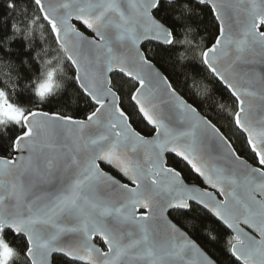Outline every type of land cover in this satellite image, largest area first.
Returning <instances> with one entry per match:
<instances>
[{
    "label": "snow or ice",
    "instance_id": "snow-or-ice-1",
    "mask_svg": "<svg viewBox=\"0 0 264 264\" xmlns=\"http://www.w3.org/2000/svg\"><path fill=\"white\" fill-rule=\"evenodd\" d=\"M33 3L24 30L13 23L0 41V264L21 253L25 264H219L208 236L225 264H264V0H195L215 33L195 45L185 0ZM45 32L51 51L17 90L8 40L32 47ZM190 58L208 76L159 66ZM209 80L232 98L236 139L210 115ZM52 97L60 110L39 107Z\"/></svg>",
    "mask_w": 264,
    "mask_h": 264
},
{
    "label": "trees",
    "instance_id": "trees-1",
    "mask_svg": "<svg viewBox=\"0 0 264 264\" xmlns=\"http://www.w3.org/2000/svg\"><path fill=\"white\" fill-rule=\"evenodd\" d=\"M8 0H0V41L6 39L13 35V31L11 29V25L13 23L17 24V26L23 31L25 28V17L32 16L35 10V6L33 0H15L16 11L7 8ZM188 4H191L194 11L191 16V26L194 30V34L196 35V39L194 41V45L198 43L203 37L204 43L207 44L208 38L210 34H215L214 30L209 27L208 31H205V26L209 24L210 17L207 12L202 10L203 6H197L193 0H185ZM169 7L174 8L175 3L169 5ZM41 23H45L41 21ZM183 38V37H181ZM48 40V32L44 33V40H41L40 34L36 33L35 39L32 42V47L28 46V41H26L22 36L15 37L13 39L8 40L7 47L11 49L10 52L4 54V63L11 62L16 68L14 71H11V75L14 80H16V88L17 90L23 88L26 84L29 83L30 79H34L33 72L38 74L40 68V61L36 60L35 57L37 52L41 50L47 49L51 51V48L45 43ZM183 51V49H181ZM3 54V53H0ZM54 54V53H53ZM50 57L42 56V59H48ZM24 61H29V63H24ZM181 64L188 65V67H180ZM159 66L162 70H165L168 74L173 75L181 80H183V73L185 71L192 73L196 72L202 74L204 76H208L206 69L202 64H200L198 59H188L187 61H177L176 66H173L171 61L161 62ZM65 72L68 75L72 74V70L70 68H65ZM10 73V69L7 67H0V88L5 87V82L7 80V76ZM209 94L206 99H210L212 94L218 98L217 103L223 104L224 109L221 110L218 107V104L213 107L210 115L214 119V121L218 124V126L222 127L224 131H226L230 136H233L236 139V136L233 135L235 130L233 126L230 124L231 117L228 115V112L232 109V103L230 95L227 93H217L215 92V85L209 80ZM61 89L64 87L67 88V97L68 102L70 104V113L76 112L79 109L83 108V103L80 98L76 95V86L72 81L66 80L65 77L60 78ZM121 84L122 95L128 93L131 90V82L130 81H118ZM211 88L213 89V93L211 92ZM10 93L12 91V87L9 86L7 89ZM23 93H18V96ZM27 99V97H25ZM62 101L59 100V97H52L50 99L49 104L47 105H39L43 110H51L56 111L60 110V105ZM123 106L129 112L133 111L132 104L130 103L127 96H124ZM135 118V117H134ZM143 128V125L140 126ZM237 145H239V140L237 139ZM0 155H7V152L4 151L3 147H0ZM195 223V222H193ZM198 227H203L202 225H198ZM189 230H191L189 228ZM211 235H216L215 229L211 231ZM11 246L17 248L19 250L20 241L16 239L13 241L12 237H8ZM226 239V238H225ZM207 250L218 259L219 264H225V256L222 254L221 249L223 248V244H217L215 241L211 240V236L207 237ZM97 245L103 247L102 243L97 240ZM10 264H25V260L21 253L20 256L12 258Z\"/></svg>",
    "mask_w": 264,
    "mask_h": 264
},
{
    "label": "water",
    "instance_id": "water-1",
    "mask_svg": "<svg viewBox=\"0 0 264 264\" xmlns=\"http://www.w3.org/2000/svg\"><path fill=\"white\" fill-rule=\"evenodd\" d=\"M195 2V0H193ZM101 242V241H100ZM102 243V242H101ZM103 245V244H102ZM99 246V245H98Z\"/></svg>",
    "mask_w": 264,
    "mask_h": 264
}]
</instances>
